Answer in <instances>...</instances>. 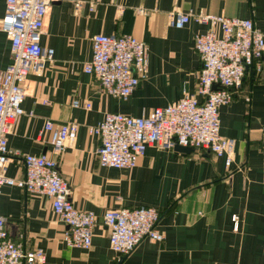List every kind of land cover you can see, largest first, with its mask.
<instances>
[{
  "label": "crops",
  "instance_id": "1",
  "mask_svg": "<svg viewBox=\"0 0 264 264\" xmlns=\"http://www.w3.org/2000/svg\"><path fill=\"white\" fill-rule=\"evenodd\" d=\"M81 2L77 9L74 3ZM60 0L48 8L40 45L54 51L42 75H29L23 115L8 135V150L18 152L6 176L21 180V156L46 155L57 160L69 187V200L81 211L93 212L97 224L88 249L68 247L67 227L57 220L51 200L5 185L0 216L10 238L25 250L40 248L44 264H264V153L260 130L264 122V52L259 74H246L232 101L219 108L222 138L235 142L234 160L182 154L157 145L147 147L133 169L99 166V139L89 133L106 114L147 116L153 109L193 93L201 62L194 49L196 34L207 24L191 20L182 29L168 23L173 12H203L227 18L250 19L264 34V0ZM90 4L92 10H89ZM5 0H0V19ZM217 35L220 30L214 28ZM94 35H130L147 49L145 77L126 101L102 93L93 76L83 72L91 59ZM12 63L10 42L0 33V72ZM87 102L88 110L71 103ZM46 121L77 125L75 139L56 157ZM172 204V208H171ZM140 206L159 212L161 242L143 240L128 256L119 258L109 247L102 223L107 209ZM171 208V209H170ZM232 216L238 217L233 229Z\"/></svg>",
  "mask_w": 264,
  "mask_h": 264
},
{
  "label": "built area",
  "instance_id": "2",
  "mask_svg": "<svg viewBox=\"0 0 264 264\" xmlns=\"http://www.w3.org/2000/svg\"><path fill=\"white\" fill-rule=\"evenodd\" d=\"M57 1L60 0H5L0 33L10 42L12 63L0 72V195L2 187L8 185L47 197L57 220L67 227L64 243L86 250L91 245L97 217L72 205L69 187L59 173L57 160L46 155L21 156L23 178L15 181L6 176L13 157L19 156L18 152L8 150V135L24 113L21 104L26 96L27 77L42 75L47 63L53 60L54 51L42 48L40 40L48 8ZM111 3L118 12L123 11L116 0ZM74 6L78 9L81 2L76 1ZM89 10H92L91 4ZM191 20L209 26L208 31L194 37V49L201 62L195 91H183L178 101L155 108L147 116L106 114L102 122L88 130L99 139L95 156L100 167L133 169L147 147L153 145L166 150L187 147L197 155L223 158L227 169L231 166L235 142L219 134V108L232 101L246 74L262 71L264 34L250 19L201 11L168 15V23L175 29H182ZM216 27L220 30L219 36L214 30ZM91 51V59L83 65V72L94 77L102 93L126 101L146 75L145 44L130 35H94ZM71 107L88 110L90 105L73 100ZM76 131L74 123L55 125L46 121L39 135L50 134L52 153L59 157L75 139ZM260 147L264 153V122ZM158 221L159 212L147 206L107 209L102 215L109 247L119 258L130 255L143 240L161 242L163 235L157 229ZM231 221L237 230L238 217L232 216ZM5 223V218L0 216V264H44V251L25 250L21 243L9 237Z\"/></svg>",
  "mask_w": 264,
  "mask_h": 264
},
{
  "label": "water",
  "instance_id": "3",
  "mask_svg": "<svg viewBox=\"0 0 264 264\" xmlns=\"http://www.w3.org/2000/svg\"><path fill=\"white\" fill-rule=\"evenodd\" d=\"M174 150L176 152H179V153H182V154H187V155L192 153V150L190 148H187V147L176 146L174 148Z\"/></svg>",
  "mask_w": 264,
  "mask_h": 264
},
{
  "label": "trees",
  "instance_id": "4",
  "mask_svg": "<svg viewBox=\"0 0 264 264\" xmlns=\"http://www.w3.org/2000/svg\"><path fill=\"white\" fill-rule=\"evenodd\" d=\"M171 208H172V204H171ZM171 208H170V209H171Z\"/></svg>",
  "mask_w": 264,
  "mask_h": 264
}]
</instances>
